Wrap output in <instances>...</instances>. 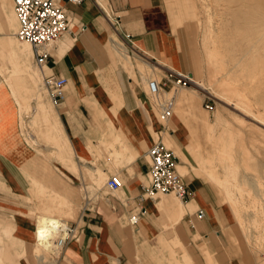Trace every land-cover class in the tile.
Wrapping results in <instances>:
<instances>
[{"label": "rangeland", "instance_id": "rangeland-1", "mask_svg": "<svg viewBox=\"0 0 264 264\" xmlns=\"http://www.w3.org/2000/svg\"><path fill=\"white\" fill-rule=\"evenodd\" d=\"M182 1L188 8V17L182 19L174 33L181 40L188 69L181 72L186 75L182 77L184 83L175 82V75L180 76L178 70L168 69L174 76L173 84L164 89L167 95H172L171 92L195 94L203 110V117L199 119L203 120L204 126L194 128L191 123L194 131L187 132L176 114L183 115V108L175 100L167 129L161 128L163 123L154 108L152 112L154 121L162 129V137L157 140L174 155V149L165 143L168 137L172 139L179 151L174 155L175 168L188 189L199 184L202 206L192 207L185 203L190 201L191 190L183 200L171 193L159 192L153 198H145V207L168 197L189 213L178 219L172 216L162 228L163 207L147 212L148 231H134L133 240L138 235L144 243L140 249L133 250L134 259L141 253L148 261L138 264H218L212 249L203 241L218 240L222 245L226 243L222 247L224 251H229L232 243L244 249V258L247 257L249 262L240 264H264V0H165L164 8L171 27L173 15H183ZM2 5L0 52L6 53L3 45L7 40L16 39L15 58L10 64L3 61L4 68L0 67V113L5 114L9 105L13 111V129L8 138L10 136L15 146H19L20 156L32 158L30 162L36 169L39 163L44 173L56 174L59 164L62 169L76 173L72 150L56 113L60 103L52 104L41 86L42 73L34 66L29 44L11 34L15 31L16 21L12 13L11 26L14 27L9 29L6 11L10 6L13 12L10 0H4ZM200 62L203 76L199 80L205 87H211L214 94L210 95L191 80L192 75L199 76ZM31 71L39 75L31 79ZM138 71L144 89L146 78L161 80L162 71L156 66L153 76H149L148 69L140 67ZM247 113L259 117L263 124L249 119L245 116ZM169 127L173 135L169 134ZM153 138L157 141L154 133ZM115 141L119 142V139ZM177 164L182 165L183 172ZM62 169L58 168L60 172ZM84 172L88 178L84 191L86 188L95 191L103 183V173L98 168H84ZM31 186L37 205L28 215L34 225L43 214H51L62 222L75 221L80 209L84 208L83 189H77L75 202L70 203L58 192H44L32 177ZM90 195L88 198L94 200ZM199 207L204 212L201 219L194 216ZM166 228H170L171 233L164 236V240H158V234L164 233ZM31 244H34L33 240L28 246L31 264H53L60 254V249L51 253L42 249L37 251L36 246L38 253L34 254ZM3 249L0 246V250ZM187 252L191 262L186 257ZM22 253V250L16 251L18 256ZM198 255L202 260L200 263Z\"/></svg>", "mask_w": 264, "mask_h": 264}, {"label": "crops", "instance_id": "crops-1", "mask_svg": "<svg viewBox=\"0 0 264 264\" xmlns=\"http://www.w3.org/2000/svg\"><path fill=\"white\" fill-rule=\"evenodd\" d=\"M2 2L0 8L3 7ZM52 2L65 10L71 28L48 48L45 69L65 78L64 99L56 107V113L71 147L77 172L66 171L57 164V173L47 174L37 162L39 166L36 165V169L35 164L30 162L32 158L20 156L19 146H15L10 136L8 138L13 129L11 105L6 107L5 114L0 113V246L4 247L3 251L0 250V262L31 264L28 246L32 240L31 251L37 253L33 250L37 245L36 222L34 225L28 215L35 211L37 205L31 177L39 182L44 192H58L74 203L77 189L79 191L88 186L84 168L100 169L104 180L116 174L123 185L110 191L103 180L95 191L86 188V196L91 194L95 199L80 209L75 221H69L75 224L76 236L65 242L53 264L147 262L148 259H144L141 253L136 254L137 259L133 254L135 248L140 249L144 245L140 236L135 235L133 240V235L134 231H148L147 212L163 207L164 228L172 216L178 219L187 211L177 207L168 197L146 207V199L140 198V186L147 182L149 159L146 150L154 142L153 133L157 140L161 139L162 132L153 119L138 68L148 69L149 76H153L154 66L160 68L162 74L159 77L166 87L173 84V75L168 69H176L179 73L187 71L181 40L174 32L182 19L188 17V8L182 1L183 15H173L171 27L164 8L165 0ZM12 13L9 6L6 11L9 29L13 26L11 21H14ZM11 34L14 35V32ZM15 40L9 39L3 45L6 53L0 52L1 68H4L3 61L10 64L15 58ZM191 55H194L192 51ZM202 76L200 62L199 76L192 77L201 80ZM171 93L173 102L175 100L183 108V115L176 114L184 129L192 133L191 123H194V128L196 125L203 127V120L199 119L203 117V110L196 95ZM169 134L173 135L171 128ZM116 138L119 142L115 141ZM165 143L178 154L172 139L168 137ZM177 167L183 172L181 164ZM198 186H189L191 198L185 203L192 207L196 204L202 206ZM138 208L141 213L134 226L130 227L127 217ZM169 229L158 234V240H164V236L171 233ZM203 241L206 247L212 249L218 264L249 262L247 257L244 258L246 252L237 244H230L229 251H224L222 247L226 243ZM21 250L23 253L18 256L16 251ZM186 257L191 262L188 252ZM197 261L202 262L200 255Z\"/></svg>", "mask_w": 264, "mask_h": 264}, {"label": "built area", "instance_id": "built-area-1", "mask_svg": "<svg viewBox=\"0 0 264 264\" xmlns=\"http://www.w3.org/2000/svg\"><path fill=\"white\" fill-rule=\"evenodd\" d=\"M15 16L16 27L14 35L19 40L26 41L32 50V61L34 66L41 71V86L46 91L52 104L57 105L64 99L65 78L51 72L44 73L45 61L49 57L48 46L63 34L68 33L71 26L65 10L54 4L52 0H10ZM72 3H79L80 0H69ZM174 77V76H173ZM179 77V78H178ZM183 76L175 75V82H183ZM165 83L161 80L155 82L148 79L145 93L148 98L149 107L158 113L162 129H167L166 124L171 116L173 97L167 96L164 89ZM165 124V125H164ZM161 129V130H162ZM149 159L147 169V182L140 186V198H153L155 193H171L180 200L189 196L190 190L183 182L175 166V156L172 151L166 148L159 140L153 142L146 150ZM123 185L120 177L116 174L109 175L104 180V186L114 191ZM83 193L84 207L92 199ZM141 210L131 213L127 222L133 225ZM197 218H201L204 212L201 208L195 210ZM61 235L51 240L52 249L63 247L65 242L76 236L74 223L65 222L63 229H59ZM53 253V252H51Z\"/></svg>", "mask_w": 264, "mask_h": 264}, {"label": "bare ground", "instance_id": "bare-ground-1", "mask_svg": "<svg viewBox=\"0 0 264 264\" xmlns=\"http://www.w3.org/2000/svg\"><path fill=\"white\" fill-rule=\"evenodd\" d=\"M16 38V37H15ZM24 41V40H22ZM26 42V41H24ZM49 72V71H48ZM39 73L38 72H30V77L31 79H34V77L38 76ZM178 75L186 77V75H183L182 73L178 72ZM215 77V76H214ZM217 77V76H216ZM149 79H153V78H149ZM214 79V78H213ZM223 79V78H222ZM154 80V79H153ZM192 82L199 88H201L202 90H205L207 93L214 94V91L211 87H205L200 80L192 78L191 79ZM155 81V80H154ZM157 82V81H155ZM214 82V81H213ZM28 83V82H27ZM208 94V95H209ZM231 105V104H228ZM233 105V104H232ZM172 113V111H171ZM247 116L249 119H253L259 123H261L259 120H261L259 117H256L253 114H248L245 115ZM171 117V116H170ZM169 120V119H168ZM263 124V123H261ZM168 124H166L167 126ZM264 125V124H263ZM168 127V126H167ZM264 128V127H263ZM175 155V154H174ZM157 194V193H155ZM154 194V195H155ZM63 220L58 219L56 217H54L51 214H43L38 218V222L36 223V229H35V234H36V239H37V251L39 250H45V251H49V252H53L56 253L58 252V248L56 249H52V242L51 240H55L56 237H59L61 235V233L59 232V229H63V226L65 225V222H62ZM137 221V220H136ZM35 250V249H33ZM36 251V252H37ZM38 253V252H37Z\"/></svg>", "mask_w": 264, "mask_h": 264}]
</instances>
